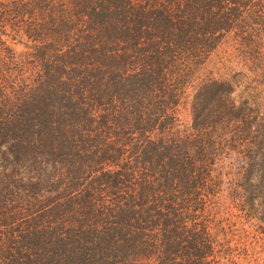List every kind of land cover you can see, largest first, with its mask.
Instances as JSON below:
<instances>
[{"label":"trees","instance_id":"1","mask_svg":"<svg viewBox=\"0 0 264 264\" xmlns=\"http://www.w3.org/2000/svg\"><path fill=\"white\" fill-rule=\"evenodd\" d=\"M16 14L32 49L0 47V264H264L218 219L235 207L264 230V0ZM225 42L250 63L241 93L240 72L194 83Z\"/></svg>","mask_w":264,"mask_h":264},{"label":"rangeland","instance_id":"2","mask_svg":"<svg viewBox=\"0 0 264 264\" xmlns=\"http://www.w3.org/2000/svg\"><path fill=\"white\" fill-rule=\"evenodd\" d=\"M25 0H12V5H9L7 11V17L9 21H5L2 25L5 27L6 32L4 34L0 33V47L10 46L15 51H31L30 46H26V43H32L31 39L26 34V29L23 27V20L17 19L16 14V4L17 6L23 4ZM24 8L22 7L21 11ZM24 18H26L24 16ZM5 43L2 42V40ZM230 45L228 42L222 43L219 49L215 54H213L208 66L203 70L199 71V77L195 80L194 83L203 79L208 73L212 75V77H231L234 73L239 74L240 84L239 89L237 90L241 93L242 89L244 88L246 79L249 77V70H251L250 63L247 62V59H242L240 56L238 57L237 54L232 56L231 49L228 46ZM233 61H228L227 58H231ZM229 58V59H230ZM226 61V63H222ZM247 76V77H246ZM194 88L189 86L187 90L186 98L181 102L180 105V118L178 121V128L179 131L190 130L191 126V112H190V101L192 99V93ZM180 131V132H181ZM228 170V168H227ZM8 172H11L8 170ZM226 202L230 205L233 204L234 201L232 199H226ZM238 210L233 207L231 211L221 213L220 217L218 216L219 220L227 221L228 223H237L234 227L238 229L239 233L237 234L235 239H238L239 245L243 246L245 243H249L251 245V252L260 253L264 257V230L257 224L256 221L247 219V217L242 218L241 220L237 219ZM241 228V231H240Z\"/></svg>","mask_w":264,"mask_h":264}]
</instances>
